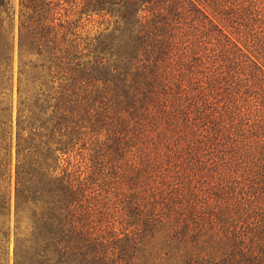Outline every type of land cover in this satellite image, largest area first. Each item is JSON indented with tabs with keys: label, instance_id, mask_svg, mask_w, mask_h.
<instances>
[{
	"label": "trees",
	"instance_id": "obj_1",
	"mask_svg": "<svg viewBox=\"0 0 264 264\" xmlns=\"http://www.w3.org/2000/svg\"><path fill=\"white\" fill-rule=\"evenodd\" d=\"M0 264H264V0H0Z\"/></svg>",
	"mask_w": 264,
	"mask_h": 264
},
{
	"label": "rangeland",
	"instance_id": "obj_2",
	"mask_svg": "<svg viewBox=\"0 0 264 264\" xmlns=\"http://www.w3.org/2000/svg\"><path fill=\"white\" fill-rule=\"evenodd\" d=\"M13 5L16 9H18V5H19V0H12ZM17 30V29H16ZM16 68H17V62H16Z\"/></svg>",
	"mask_w": 264,
	"mask_h": 264
}]
</instances>
